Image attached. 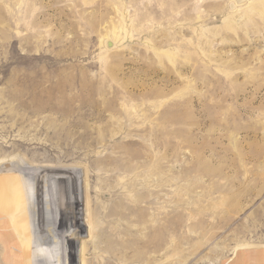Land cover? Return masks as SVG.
Returning a JSON list of instances; mask_svg holds the SVG:
<instances>
[{
    "label": "rangeland",
    "instance_id": "374dc122",
    "mask_svg": "<svg viewBox=\"0 0 264 264\" xmlns=\"http://www.w3.org/2000/svg\"><path fill=\"white\" fill-rule=\"evenodd\" d=\"M0 168L76 264H264V0H0Z\"/></svg>",
    "mask_w": 264,
    "mask_h": 264
},
{
    "label": "bare ground",
    "instance_id": "6f19581e",
    "mask_svg": "<svg viewBox=\"0 0 264 264\" xmlns=\"http://www.w3.org/2000/svg\"><path fill=\"white\" fill-rule=\"evenodd\" d=\"M107 46L112 47L113 42L108 41ZM5 180L7 179H1L2 182ZM10 186L12 187V185ZM7 187L8 185L6 186V189ZM8 190L9 193L7 196H0V264H76L75 258L78 255L77 248H69L67 247L68 245H65V243L64 245L62 243L57 244V239L61 235L63 237V233L59 234L61 228H58L56 226L57 223L55 224V222L59 219L60 224L58 225L62 224V227L64 228L69 227L73 224V221H71L70 218L72 220L75 218L76 221L82 220L81 222L85 221L86 223L88 218H90L91 216L89 207L87 208L85 206L86 211L84 212V218L81 217V214L83 213L80 212L81 208L79 210V207H81V202L83 204V202L85 203V201L74 200L73 202L72 200V203H68V211H63L61 212L62 214L59 215L58 204L60 203V198L57 197V195L54 196V205L56 203V208L53 207V200L52 202L50 201L51 193L43 197L40 196L38 200L36 199V201H33V198L28 196L27 189H23V187H21L17 181L16 188H8ZM40 199L43 201L40 202ZM66 200L69 202V199H65V201ZM34 203L40 207L44 206V210H42L44 216L39 217L38 219L34 215L37 210L36 209L34 212ZM63 206L64 205H62V207ZM55 208L57 209L56 213ZM25 211L27 212V216L24 215ZM45 217H47V219L54 218L56 221L54 223L51 221V225L47 227L45 223L43 224V222L41 221L44 220ZM34 227H36L37 229H35ZM106 230L107 229L103 231V234L107 233ZM30 231H32L33 233V236L31 238L28 235V232ZM65 236L69 238V235ZM30 241L32 242V244L31 247L28 248L27 244H29ZM63 246H66V248H68V251L66 253V256H68V258L64 262L59 257L60 250ZM100 248L101 247L98 243L89 244L86 242H82V246L80 249V252L82 254V264L90 263H88V261L84 258L83 254L92 253L93 250L100 251ZM121 250L122 249H120V247H113V249L111 248L106 250V253L119 254L122 252ZM29 258L30 261H28Z\"/></svg>",
    "mask_w": 264,
    "mask_h": 264
}]
</instances>
